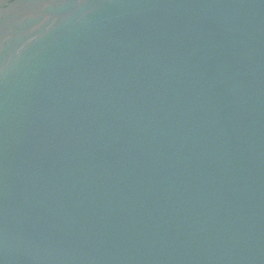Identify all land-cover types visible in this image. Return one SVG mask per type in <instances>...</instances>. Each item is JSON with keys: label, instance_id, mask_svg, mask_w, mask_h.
<instances>
[{"label": "water", "instance_id": "95a60500", "mask_svg": "<svg viewBox=\"0 0 264 264\" xmlns=\"http://www.w3.org/2000/svg\"><path fill=\"white\" fill-rule=\"evenodd\" d=\"M0 264H264V0H0Z\"/></svg>", "mask_w": 264, "mask_h": 264}]
</instances>
